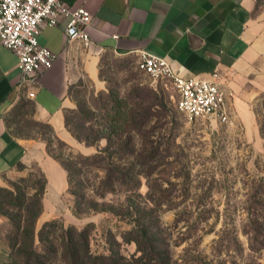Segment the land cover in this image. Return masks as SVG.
I'll use <instances>...</instances> for the list:
<instances>
[{
    "label": "rangeland",
    "instance_id": "obj_1",
    "mask_svg": "<svg viewBox=\"0 0 264 264\" xmlns=\"http://www.w3.org/2000/svg\"><path fill=\"white\" fill-rule=\"evenodd\" d=\"M259 3L264 5V0ZM102 82L106 85L102 91L90 80L73 91L76 111L70 114L71 128H76L77 116L83 114L81 110L102 116L104 112L96 110V106L107 103L111 96L121 99L138 89L148 103L158 101L144 129L146 135L132 132V151L137 152L132 154V180L140 182L138 189L132 191V217L124 221L111 210H118L125 201L123 188L116 186L115 193L107 192L99 197L96 192L104 173L88 171L78 180L84 182L87 197L93 199L100 210L77 212L76 196L68 188L61 194V204L55 209L60 213L56 219L65 227L74 224L83 228L93 222L96 226L91 237L93 251L108 252L111 245L120 243L122 253L130 256L136 251V243L124 242L122 232L136 224L134 208L155 209L166 239L170 241L171 264H264V249L256 257L251 255L249 237L244 232V225L255 218V211L264 213L254 205L255 202L264 204V137L261 132L264 91L252 102L255 120L249 128L236 113L233 124L229 125L187 121L177 108L178 95L171 81L154 83L129 58L108 56L102 67ZM152 91L158 96H153ZM41 124L39 130L50 143L52 152L69 161L73 169H79L77 156L82 150L54 136L52 128ZM72 135L82 146L85 144L87 151L97 152L108 144L106 138L93 141L91 135L87 144ZM146 139L160 145V153L142 164L137 158ZM44 177L38 165H20L18 170L3 177L0 183V264L11 262L6 243L10 216L18 212L12 198L23 203L35 197L39 202L45 193ZM42 225V220H37L36 233Z\"/></svg>",
    "mask_w": 264,
    "mask_h": 264
},
{
    "label": "crops",
    "instance_id": "obj_2",
    "mask_svg": "<svg viewBox=\"0 0 264 264\" xmlns=\"http://www.w3.org/2000/svg\"><path fill=\"white\" fill-rule=\"evenodd\" d=\"M63 1L91 13L86 28L91 41L70 39L67 17L55 26L42 25L39 43L57 58L36 85L22 82L17 54L0 44V183L20 165H38L46 178L38 220L59 216L55 209L69 188L68 171L49 152L39 124L50 125L54 136L82 153H94L72 135L65 113L76 107L72 93L86 81L98 91L106 88L102 67L108 56L137 63L145 51L166 57L181 76L214 79L218 73L234 113L253 126L252 102L264 91V5L258 0Z\"/></svg>",
    "mask_w": 264,
    "mask_h": 264
},
{
    "label": "trees",
    "instance_id": "obj_3",
    "mask_svg": "<svg viewBox=\"0 0 264 264\" xmlns=\"http://www.w3.org/2000/svg\"><path fill=\"white\" fill-rule=\"evenodd\" d=\"M151 93L155 97L158 96L155 91ZM157 102L156 99L148 103L145 95L138 89L134 94L131 91L121 99L111 96L107 103L96 106V110L104 112L100 117L81 110L83 114L77 116L75 129L69 124L70 114L76 111V107L66 111V126L79 140L90 144L91 135L94 136L93 141L102 138L108 140V144L100 151L92 154L80 152L77 156V164L80 167L76 170L69 161L54 154L48 142L49 152L68 171L69 190L76 196L77 212L100 210L97 203L87 197L84 182L78 180L88 171H97L104 174L96 195L104 197L107 192L115 193L116 186H120L126 194L125 201L118 210H111L123 220L132 217V191L137 190L140 185L139 181L132 180V154L137 153L135 149L132 151V132L146 135L144 129L153 115L152 108L158 105ZM261 132L264 137V119L261 121ZM144 143L137 161L147 164L160 153V145L147 139ZM147 170L150 172V169ZM10 194L13 195L11 191ZM12 203L18 212L10 216L6 243L11 257L9 264H171L170 241L166 239L162 222L155 209L146 210L138 206L134 208L136 224L122 232L124 242L136 243V251L127 256L122 253L120 243L111 245L108 252L93 251L91 237L96 229L93 222L87 223L83 228L74 224L65 227L57 219H52L45 221L36 233V222L43 211L42 198L39 202L33 197L18 203L14 197ZM254 205L264 211L263 203L255 202ZM254 216L255 218L244 225V232L249 237L250 253L256 257L264 249V219H261L264 218V213L255 211Z\"/></svg>",
    "mask_w": 264,
    "mask_h": 264
},
{
    "label": "built area",
    "instance_id": "obj_4",
    "mask_svg": "<svg viewBox=\"0 0 264 264\" xmlns=\"http://www.w3.org/2000/svg\"><path fill=\"white\" fill-rule=\"evenodd\" d=\"M65 17L68 37L89 45L86 28L92 16L87 9H72L63 0H0V44L17 54L24 84L36 85L40 73L57 58L55 52L39 43L42 25H58ZM136 66L154 83L171 81L178 95L177 108L187 121L214 126L233 124L235 113L228 101L230 93L218 73H213L214 79L181 76L166 57L145 51H140ZM29 94L35 96V92Z\"/></svg>",
    "mask_w": 264,
    "mask_h": 264
}]
</instances>
